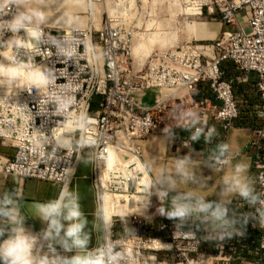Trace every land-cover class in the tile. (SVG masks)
Wrapping results in <instances>:
<instances>
[{
	"label": "built area",
	"instance_id": "built-area-1",
	"mask_svg": "<svg viewBox=\"0 0 264 264\" xmlns=\"http://www.w3.org/2000/svg\"><path fill=\"white\" fill-rule=\"evenodd\" d=\"M17 1L0 0V69L19 73L9 79L0 71V143L14 150L0 172L64 187L78 158L88 154L98 210L104 195L143 196L146 205L153 197L168 210L177 194L159 198L164 190L151 183L142 142L156 133L183 146L210 137L224 142L238 117L232 81L221 69L231 63L240 72L237 81L253 77L259 100L261 125L249 143L255 203L242 197L221 203L228 210L226 222L205 213L184 221L161 216L158 235L147 238L126 227L138 226L137 215L113 214L110 237L94 249L112 247L121 254L119 264H264V0H210V12L222 25L214 39L152 52L138 71L130 57L135 26L123 11L105 13L97 29L24 24L13 31ZM32 30L39 39L29 36ZM36 74L46 80L34 83ZM171 109L180 116L177 122L170 119ZM189 128V136L180 139ZM197 129L202 132L193 140ZM114 223L125 236L113 232ZM171 253L180 256L167 259Z\"/></svg>",
	"mask_w": 264,
	"mask_h": 264
},
{
	"label": "crops",
	"instance_id": "crops-1",
	"mask_svg": "<svg viewBox=\"0 0 264 264\" xmlns=\"http://www.w3.org/2000/svg\"><path fill=\"white\" fill-rule=\"evenodd\" d=\"M183 2L199 3L197 4L199 7L195 9H182V12L186 15H197L194 17L193 21L189 20V18H185L186 21H191L192 23L188 24L184 22L185 30L194 37L193 41L206 40L212 38L216 31L219 33L222 29L219 20L212 18L217 22L210 23L208 21V19H210L208 15L212 14L210 12V6L206 3L200 5V0L199 2L183 0ZM87 4L86 1L85 7L82 8L80 0H18V12L27 7L32 14L37 16L30 17L24 14H18L15 20L26 17L23 24L45 23L53 26H63L66 29H82L80 26H84L85 22L86 27L90 23V10ZM202 6H206L205 9H202ZM80 7L81 9H85L87 13L86 16L81 17L82 19L71 23L68 19L64 20V18H62V15L66 13L67 10ZM103 14H105V12H103ZM131 14V10L127 9L125 11L128 21L134 24L135 29H138L139 26L137 22L131 18ZM203 14L206 16H203ZM144 15L146 16L147 13L144 12L143 16ZM146 17H148V15ZM55 20H62V23L58 24ZM144 23H146V21H144ZM221 69L224 72V79L232 81L233 96L238 108L237 119L232 122V127L222 143H218L217 140L210 137L207 140L193 141L189 142L187 146H183L180 142L173 143V139H171L169 135L163 133H156L145 139L142 142V161L154 188L166 190L171 194L191 193L192 197L204 198L209 202L227 204L234 198L240 197L238 193H229L225 191L227 187L225 180L235 175V165L237 164L247 165V172L244 173V175L247 178V182L252 187L251 180L253 171L251 164L253 151L249 147V143L253 137V130L261 125V120L256 114L259 100L254 93L253 77L249 75L245 82H239L236 78L239 77L240 72L235 69L233 64L222 63ZM150 101L151 95L148 93L147 97L144 98V102L149 103ZM190 116H193V113H190ZM179 118L180 116L177 114L176 109H171L170 119L177 122ZM190 132V128L187 129V131L183 133V136H180V139L188 137ZM177 133L178 131L175 130V135ZM174 138L178 140V136ZM223 145L227 146L226 150H222L221 146ZM0 149L1 164L5 159L11 158L13 149L1 143ZM222 158H224V162L222 165L218 166V162ZM181 163L183 164V171L189 174L191 177L190 179L177 171ZM90 166V155H81L78 158L72 177L66 185L70 191L78 193L81 210L88 221L85 228V231L90 236L88 250L101 245L106 235L102 216L103 208L101 204V211L97 208L94 190L90 181ZM64 187H60L49 181L4 176L0 172V202L4 200L5 196L10 197L12 204L8 205V208L18 213L22 221L20 224H15L10 222L7 217L0 216V220L2 221L0 223V229L3 230V235H0V242L7 239L12 229L22 227L25 232L35 237L33 249L36 251L34 257L37 259L47 256L49 260H56L59 264L61 259L54 254V252L66 253L68 258L77 254L76 249L66 251L57 240L44 239L43 230L47 225L40 219L37 208L38 204L55 199ZM133 197L136 199L131 201L124 198L121 200L119 199L118 202H115L113 205V211L111 213H108L110 205L107 200H105V205L108 203V206L106 205L104 209L109 214V229L111 226L112 213L115 212V210H122L126 204L135 207L138 212H142L146 209V202L141 205L135 203L139 198L145 197ZM121 202H124V204ZM159 220L152 225L153 228L151 233L153 236L158 235L156 227ZM61 235H63V233H61Z\"/></svg>",
	"mask_w": 264,
	"mask_h": 264
},
{
	"label": "clouds",
	"instance_id": "clouds-1",
	"mask_svg": "<svg viewBox=\"0 0 264 264\" xmlns=\"http://www.w3.org/2000/svg\"><path fill=\"white\" fill-rule=\"evenodd\" d=\"M26 17L17 19L13 25V31L24 27L23 21ZM29 36L39 39V34L32 30ZM17 44L23 46L24 42L17 40ZM9 79H15L19 73L14 67L0 69ZM43 74H36L33 81L36 84L45 81ZM202 129H197L192 135L193 140H198ZM211 135V133H209ZM226 150L227 146H221ZM186 178H191L183 171L181 163L177 169ZM247 172V165H235V175L225 180L226 192L238 193V195L250 203H255L257 197L253 195V189L247 182L244 173ZM168 196V191H161L159 198L163 200ZM12 204L10 197L5 196L0 202V216L7 217L10 222L15 224L22 223L18 213L10 210L8 205ZM40 219L46 223L47 227L43 230V237L46 240H57L66 251L77 250V254L70 258H63L59 264H119L121 254L115 252L112 247L97 248L88 250L90 240L89 234L85 231L88 223L81 205L79 195L70 191L67 186L61 189L59 195L46 203L37 205ZM227 208L221 203L206 201L204 198H197L193 203L191 193L177 194L171 199V207L168 210L161 207L159 212L168 219L184 221L193 213L209 214L216 220L225 221ZM226 222V221H225ZM105 223H108L105 218ZM63 233V235H61ZM0 235L3 230L0 229ZM35 237L24 231L22 227L12 229L11 234L0 242V262L2 264H58L56 260H49L47 256L37 259L33 256Z\"/></svg>",
	"mask_w": 264,
	"mask_h": 264
},
{
	"label": "rangeland",
	"instance_id": "rangeland-1",
	"mask_svg": "<svg viewBox=\"0 0 264 264\" xmlns=\"http://www.w3.org/2000/svg\"><path fill=\"white\" fill-rule=\"evenodd\" d=\"M86 1L88 3V0H80L81 7L84 8ZM97 1V4L99 2L100 7V15L98 19V26L94 27V29H97L99 27L100 19L104 16L103 12H107L109 16H112L115 12H118V10L123 11L125 14V11L127 9L132 11L131 18L137 22V25L139 26L138 29L134 30V38L131 44L130 48V57L131 62L133 65L134 71H138L142 69V67L145 65L147 57L152 52H161L164 50H168L173 47H178L183 45L186 42L193 41L194 37H192L184 28V22H187L188 24L192 23L191 21H186L185 18H189V20L194 19L197 15H186L184 12H182V9L185 8H197L199 7L197 4L199 3H188L183 2V0H95ZM199 0H190V2H194ZM200 5L206 3L209 6L210 0H200ZM208 1V3H207ZM88 6V4H87ZM80 8H72L70 10H67L66 13L62 15V18L68 19L69 22L73 23L80 19L81 17L86 16L87 13L85 9ZM202 9H205L204 6H202ZM147 13L148 17L143 14ZM18 14H24L27 16H33L36 17L37 15L32 14L27 7L22 9V11L17 10L16 15ZM15 15V18H16ZM199 15V14H198ZM203 16H206L203 14ZM146 17V18H145ZM208 21L210 23H214L217 21H214L212 18H216L218 20L216 12H213L212 14H209ZM58 24L62 23V20H55ZM146 21V23H144ZM50 22V21H49ZM85 22V21H84ZM52 23V22H51ZM195 23V22H193ZM30 24H37L47 27H54L57 29H63L66 30L63 26H53L51 24H45V23H30ZM144 26H143V25ZM86 25V22L84 26H80V28L84 29ZM218 35L217 31L214 34L212 38L206 39L207 41H211ZM133 49V50H132ZM8 146L7 144H4ZM106 196V197H105ZM105 200L108 201L110 207L109 212L111 213L113 210L114 202H118V200L122 198L117 197H111L108 195H104ZM129 200H134L136 198L130 197V198H124ZM113 202V203H112ZM146 202V199H145ZM124 204V202H121ZM146 209L142 212L136 211L135 207H131L129 204H126V206L120 210L112 213L115 215H129L131 213H138L136 216L137 219L140 221L138 226L131 227L126 224V227L129 231L135 232L136 234L142 236V237H153L152 232V225L155 224L160 218L161 214L159 212L160 207L157 205L153 197H150L147 201V205H145ZM125 210V212H124ZM111 215V217H112ZM146 222V223H145ZM113 232H121L120 228L114 223L113 227L111 228ZM149 231V232H148ZM121 234V233H120ZM109 234L107 235V237ZM120 236H125L121 234ZM36 251L33 249V256ZM180 256V253H171L167 254V259L171 258H177V256Z\"/></svg>",
	"mask_w": 264,
	"mask_h": 264
},
{
	"label": "bare ground",
	"instance_id": "bare-ground-1",
	"mask_svg": "<svg viewBox=\"0 0 264 264\" xmlns=\"http://www.w3.org/2000/svg\"><path fill=\"white\" fill-rule=\"evenodd\" d=\"M17 3H18V1H17ZM210 3V2H209ZM99 5V2H98V4H97V1H95V0H88V8H89V10H90V12H89V19H90V23H89V25L86 27V28H88V27H96V26H98V19H99V15H100V7L98 6ZM210 6V5H209ZM106 14H107V12H106ZM75 29V28H74ZM85 29V28H84ZM133 50V49H132ZM64 132L66 133V134H68L69 133V129L68 128H65L64 129ZM58 143L60 144V145H67V139L65 138V137H60V136H58ZM106 197V196H105ZM105 197L103 196L102 197V199H101V201H100V204H101V206H102V210H103V223H104V231H105V236L107 237V235L109 234V236L107 237V238H109L110 237V229H109V223H110V219H109V214L107 213V211H105V206L108 204L107 202V204L105 205ZM111 197H113V196H111ZM114 197H117V196H114ZM118 198H121V197H118ZM131 201V200H130ZM129 201V202H130ZM136 201V200H135ZM135 201H133V202H135ZM132 202V203H133ZM113 203V202H112ZM115 203V202H114ZM131 203V204H132ZM136 204H145V198H139L136 202H135ZM135 203H134V205H135ZM108 206V205H107ZM124 212H125V210H124ZM131 214H135V215H138V213H131ZM123 215V214H122ZM130 215V214H129ZM123 216H125V215H123ZM105 218H107V220H108V223H105Z\"/></svg>",
	"mask_w": 264,
	"mask_h": 264
},
{
	"label": "trees",
	"instance_id": "trees-1",
	"mask_svg": "<svg viewBox=\"0 0 264 264\" xmlns=\"http://www.w3.org/2000/svg\"><path fill=\"white\" fill-rule=\"evenodd\" d=\"M0 150H1V149H0ZM13 153H14V150H13ZM12 156H13V154H12ZM12 156H11V157H12Z\"/></svg>",
	"mask_w": 264,
	"mask_h": 264
},
{
	"label": "water",
	"instance_id": "water-1",
	"mask_svg": "<svg viewBox=\"0 0 264 264\" xmlns=\"http://www.w3.org/2000/svg\"><path fill=\"white\" fill-rule=\"evenodd\" d=\"M0 264H2V262H0Z\"/></svg>",
	"mask_w": 264,
	"mask_h": 264
}]
</instances>
